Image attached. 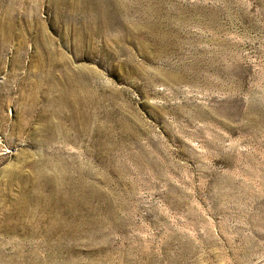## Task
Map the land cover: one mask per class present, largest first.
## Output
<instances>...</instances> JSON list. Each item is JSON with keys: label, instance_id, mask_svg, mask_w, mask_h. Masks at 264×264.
<instances>
[{"label": "rangeland", "instance_id": "rangeland-1", "mask_svg": "<svg viewBox=\"0 0 264 264\" xmlns=\"http://www.w3.org/2000/svg\"><path fill=\"white\" fill-rule=\"evenodd\" d=\"M63 1L0 0V264H264V0Z\"/></svg>", "mask_w": 264, "mask_h": 264}, {"label": "bare ground", "instance_id": "bare-ground-1", "mask_svg": "<svg viewBox=\"0 0 264 264\" xmlns=\"http://www.w3.org/2000/svg\"><path fill=\"white\" fill-rule=\"evenodd\" d=\"M65 1V0H64ZM63 1V2H64ZM75 1V0H74ZM97 1V0H96ZM102 1V0H101ZM115 1V0H114ZM113 2V1H112ZM56 3V2H55ZM81 3V2H80ZM73 4H75V3H73ZM79 4V3H78ZM77 4V5H78ZM109 4V3H108ZM105 5H107V4H105ZM104 6V5H103ZM74 7V6H73ZM113 7V6H112ZM9 8V7H8ZM80 9V8H79ZM90 9V8H89ZM104 9V8H103ZM114 9V8H113ZM10 10V9H9ZM106 10V9H105ZM108 10V9H107ZM8 11V10H7ZM88 12H90L89 10H88ZM117 13V12H116ZM90 14V13H89ZM108 14V13H107ZM106 14V15H107ZM114 14V13H113ZM99 15H100V13H99ZM122 15V14H121ZM101 16V15H100ZM123 16V15H122ZM90 18V17H89ZM102 18V17H101ZM117 18V17H116ZM121 18V17H120ZM87 19H88V17H87ZM100 19V18H99ZM122 20V18L120 19V21ZM89 21H90V19H89ZM108 23V22H107ZM97 24V23H96ZM99 24V23H98ZM124 24V23H123ZM117 25V24H116ZM118 26V25H117ZM122 27H123V25H121ZM121 26L119 27V28H121ZM118 28V27H117ZM125 28V27H124ZM105 29V28H104ZM117 31V30H116ZM119 31V30H118ZM104 33V32H103ZM109 34V33H108ZM118 34V33H117ZM103 37V36H102ZM121 37V36H120ZM122 38V37H121ZM6 40V39H5ZM42 40H43V38H42ZM45 40V39H44ZM79 40V39H78ZM77 40V41H78ZM105 40V39H104ZM77 41H76V43H77ZM117 42V41H116ZM115 42V43H116ZM42 43V42H41ZM118 44H120V43H118ZM51 45V44H50ZM46 46V45H45ZM78 46V45H77ZM119 46V45H118ZM123 46V45H122ZM120 47V46H119ZM43 48V47H42ZM46 48V47H45ZM125 48V47H124ZM48 48H46V50H47ZM45 50V51H46ZM49 50V49H48ZM127 51V50H126ZM48 53V52H47ZM46 59H47V57H46ZM61 59V58H60ZM59 59V60H60ZM65 59V58H64ZM50 60H52V59H50ZM67 60V59H66ZM54 61V60H53ZM57 62H58V60H56ZM62 61V60H61ZM60 61V62H61ZM54 63V62H53ZM64 65V64H63ZM63 68V67H62ZM65 68V67H64ZM63 68V69H64ZM51 69V68H50ZM52 70V69H51ZM66 70V69H65ZM59 71H60V69H59ZM64 71V70H63ZM68 71V70H67ZM66 71V72H67ZM82 71V70H81ZM80 71V72H81ZM69 73V72H68ZM85 74V73H84ZM45 75V74H44ZM47 75V74H46ZM49 75V74H48ZM66 75V74H65ZM79 75V74H78ZM50 76V75H49ZM70 76V75H69ZM86 76V75H85ZM80 77V76H79ZM82 78V77H81ZM87 78V77H86ZM83 79V78H82ZM63 80V79H62ZM71 80V79H70ZM95 80V79H94ZM94 80H93V82H94ZM91 81V80H90ZM92 82V83H93ZM99 82V81H98ZM47 83V82H46ZM78 83V82H77ZM80 83V82H79ZM72 84V83H71ZM86 86V85H85ZM41 87V86H40ZM59 87V86H58ZM64 87V86H63ZM73 87H75V86H73ZM73 87H71V88H73ZM81 87H82V85H81ZM80 89V88H79ZM87 90V89H86ZM85 90V91H86ZM40 91V90H39ZM73 91H74V89H73ZM87 91H89V90H87ZM86 91V92H87ZM112 91V90H111ZM56 92V91H55ZM75 92V91H74ZM84 92V91H83ZM94 92V91H93ZM66 93H67V91H66ZM76 93V92H75ZM85 93V92H84ZM113 93V92H112ZM72 94V93H71ZM77 94V93H76ZM79 94H82V93H79ZM79 94H77V95H79ZM87 94H89V93H87ZM95 94V93H94ZM117 94V93H116ZM103 95H104V93H103ZM111 95V94H110ZM69 96V95H68ZM76 96V95H75ZM81 96H83V95H81ZM90 96V95H89ZM96 96H97V94H96ZM111 96H113V95H111ZM117 96V95H116ZM73 97V96H72ZM93 97V96H92ZM84 98V97H83ZM50 99V98H49ZM53 99V98H52ZM70 99V98H69ZM98 99V98H97ZM113 99V98H112ZM35 100V99H34ZM57 100V99H56ZM109 100V99H108ZM107 100V101H108ZM87 101V100H86ZM89 101V100H88ZM115 102V101H114ZM114 102H113V104H114ZM24 103H25V101H24ZM50 103V102H49ZM92 103V102H91ZM52 104V103H51ZM68 105V104H67ZM100 105V104H99ZM23 106V105H22ZM32 106V105H31ZM49 106H50V104H49ZM69 106V105H68ZM96 106V105H95ZM26 107V106H25ZM44 107V106H43ZM52 107H54V106H52ZM56 107V106H55ZM64 107V106H63ZM99 107V106H98ZM45 108H46V106H45ZM62 108V107H61ZM89 108V107H88ZM23 109V108H22ZM53 109V108H52ZM74 109V108H73ZM77 109V108H76ZM75 109V110H76ZM47 110V109H46ZM68 110V109H67ZM90 110V109H89ZM91 111V110H90ZM58 113H60V112H58ZM49 114V113H48ZM53 114H54V112H53ZM72 114V113H71ZM91 114V113H90ZM76 115H78L77 113H76ZM65 116V115H64ZM63 116V117H64ZM97 116V115H96ZM95 116V117H96ZM40 117V116H39ZM73 117V116H72ZM41 118V117H40ZM97 118V117H96ZM50 119V118H49ZM88 120V119H87ZM96 120V119H95ZM71 121V120H70ZM45 122V121H44ZM48 122V121H47ZM97 122V121H96ZM74 123V122H73ZM94 123V122H93ZM47 124V123H46ZM43 126V125H42ZM46 126V125H45ZM50 126V125H49ZM41 128H43V127H41ZM46 128H48V127H46ZM54 128V127H53ZM105 128V127H104ZM81 129V128H80ZM45 130V129H44ZM97 130V129H96ZM56 131H57V129H56ZM105 131V130H104ZM54 132V131H53ZM55 134V133H54ZM99 134V133H98ZM105 137V136H104ZM49 138V137H48ZM46 140V139H45ZM50 140V139H49ZM54 140V139H53ZM41 143V142H40ZM42 144H44V143H42ZM49 164V163H48ZM61 164V163H60ZM59 164V165H60ZM58 166V165H57ZM50 168V167H49ZM64 168V167H63ZM57 171V170H56ZM80 171V170H79ZM58 172V171H57ZM63 173V172H62ZM45 174V173H44ZM54 174V173H53ZM61 174V173H60ZM45 177V176H44ZM61 178V177H60ZM58 179V178H57ZM51 180V179H50ZM61 180V179H60ZM63 180V179H62ZM39 181V180H38ZM70 181V180H69ZM35 182V181H34ZM42 182V181H41ZM54 182V181H53ZM60 182V181H59ZM32 183V182H31ZM58 183V182H57ZM24 184V183H23ZM43 184V183H42ZM28 186V185H27ZM62 186V185H61ZM43 187V186H42ZM56 187H57V185H56ZM32 188H33V186H32ZM38 188V187H37ZM37 188H35V189H37ZM41 188V187H40ZM46 188V187H45ZM44 188V189H45ZM52 188V187H51ZM55 187H54V185H53V188L52 189H54ZM27 189V188H26ZM18 198L20 197L21 198V200H23V199H25V201H28V199H29V197H28V195H27V192H26V190H25V188H23L22 187V189H20V188H18ZM31 190V189H30ZM57 190V189H56ZM63 190V189H62ZM49 191V190H48ZM52 191V190H51ZM54 191V190H53ZM67 191V190H66ZM31 192V191H30ZM35 193L37 192V191H34ZM40 192V191H39ZM34 193V194H35ZM62 193V192H61ZM36 195H37V197L39 196L37 193H36ZM35 195V196H36ZM53 196H55V195H53ZM64 196V195H63ZM49 198V197H48ZM71 199V198H70ZM53 200V199H52ZM59 200V199H58ZM63 200V199H62ZM61 200V201H62ZM19 201V200H18ZM55 201V200H54ZM67 201V200H66ZM57 203H58V201H56ZM64 202V201H63ZM68 202V201H67Z\"/></svg>", "mask_w": 264, "mask_h": 264}]
</instances>
